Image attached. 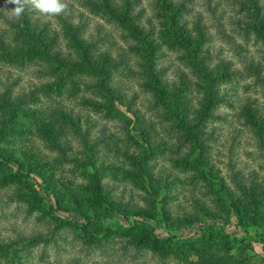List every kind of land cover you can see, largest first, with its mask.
Masks as SVG:
<instances>
[{
	"label": "rangeland",
	"instance_id": "rangeland-1",
	"mask_svg": "<svg viewBox=\"0 0 264 264\" xmlns=\"http://www.w3.org/2000/svg\"><path fill=\"white\" fill-rule=\"evenodd\" d=\"M177 1L0 0V264H264V0Z\"/></svg>",
	"mask_w": 264,
	"mask_h": 264
},
{
	"label": "trees",
	"instance_id": "trees-1",
	"mask_svg": "<svg viewBox=\"0 0 264 264\" xmlns=\"http://www.w3.org/2000/svg\"><path fill=\"white\" fill-rule=\"evenodd\" d=\"M90 5H93V6H99V7H102V6H105L106 9L108 11H110L113 15L117 16V17H120V18H127L128 19V26L130 27V29L135 32V34H138L139 36H145L146 33L145 31L146 30V25L144 24H141L140 21H138L139 19V15H141V13H136L137 10L135 7V5L137 4H140L141 0H126V8L123 10L121 9L120 6H118L115 2V0H104V1H100V0H86ZM162 1H165L164 6H161L159 8V10L156 11V15L160 17L161 21L163 23H161V25L163 27H165L170 33L172 34H175L177 37L180 36L181 40H183V43L188 45V46H191L192 43L187 41V39L184 37L183 35V31L182 29H180L179 31L176 30L178 27H179V23L177 25H175V17H168V15L166 13H170L172 14L173 12L172 11H169L168 9H171L173 6V3L175 0H162ZM187 0H178L177 3L175 4L176 6H178L180 9L183 8L184 6V3H186ZM209 3H211L210 0H207ZM106 3V4H105ZM105 4V5H104ZM156 7H159V4H156ZM166 8V9H165ZM163 9H165L166 11H163ZM61 17H64L63 20H66L65 22H67L66 24H69L68 23V18L65 17L64 15H62ZM169 21H171V23H174V26L176 27H172L171 26V23H168ZM149 23L148 26L151 28V29H155L154 27V21H150L148 20ZM30 37V35H29ZM55 38V37H54ZM52 40V45L55 44V42H57V37ZM31 41H33V38H30ZM26 45L24 44H21V47H19V50H18V47H17V50L19 53H32L35 51V49H37L36 46H33L32 44L29 43V41H27L25 43ZM39 44L41 45L40 46V49L42 51H39L40 52H43L44 51V48L45 47V44L43 43V39L42 38H39ZM0 45L2 46L3 50H7V48H9V45H8V42H6L3 38H1L0 36ZM54 53H62L61 50L57 49L56 51H54ZM89 56L86 54V57L85 59L89 62ZM58 60H66V59H58ZM64 62V61H63ZM92 62V61H91ZM94 64L92 63H89L87 64V68L89 70H92V67ZM70 121L71 123L74 125L73 126V129H75V132L76 134L80 135L81 136V143L83 144L84 147H86L87 149L92 146V142L90 141L89 139V136L85 135L84 134V131H83V128L81 126V122L79 123L80 120H77L75 118V116H73L71 113H68V116H66ZM76 119V120H75ZM46 133H48V131H45ZM52 142L54 143V145L60 149V152H61V159L66 161V162H77L78 160H76V155L75 153H72V154H69L66 152L67 149H73V144L70 142V140H67V139H61L59 138V136L56 135V133L52 132L51 135H49ZM148 172L149 174L150 173V167L148 168ZM160 179V178H159ZM95 190L96 192H98L99 190V187H96L95 186ZM10 246L6 247V246H2L1 248H9Z\"/></svg>",
	"mask_w": 264,
	"mask_h": 264
},
{
	"label": "clouds",
	"instance_id": "clouds-1",
	"mask_svg": "<svg viewBox=\"0 0 264 264\" xmlns=\"http://www.w3.org/2000/svg\"><path fill=\"white\" fill-rule=\"evenodd\" d=\"M16 5V14H22L25 11L24 0H11ZM31 6L39 14L44 16L60 15L66 8L63 0H31Z\"/></svg>",
	"mask_w": 264,
	"mask_h": 264
}]
</instances>
